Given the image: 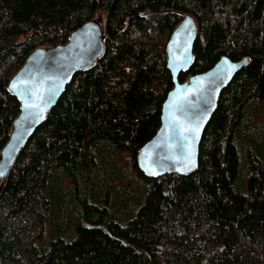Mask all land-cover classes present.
<instances>
[{
    "label": "trees",
    "instance_id": "1",
    "mask_svg": "<svg viewBox=\"0 0 264 264\" xmlns=\"http://www.w3.org/2000/svg\"><path fill=\"white\" fill-rule=\"evenodd\" d=\"M185 14L197 36L179 81L221 55L249 62L219 95L197 168L146 176L136 155L158 128L164 45ZM97 17L102 55L0 188V264H264V0H0V150L19 112L10 77Z\"/></svg>",
    "mask_w": 264,
    "mask_h": 264
},
{
    "label": "water",
    "instance_id": "2",
    "mask_svg": "<svg viewBox=\"0 0 264 264\" xmlns=\"http://www.w3.org/2000/svg\"><path fill=\"white\" fill-rule=\"evenodd\" d=\"M196 30L192 17L185 14L165 42L172 86L161 103L158 128L136 155V164L146 176L185 175L197 168L202 132L219 95L249 62L247 56L221 55L208 69L179 81V73L191 65ZM103 50L101 17H97L72 30L62 44L34 48L10 77L7 89L19 101V112L0 150V188L19 151L66 85L77 72L90 68Z\"/></svg>",
    "mask_w": 264,
    "mask_h": 264
},
{
    "label": "bare ground",
    "instance_id": "3",
    "mask_svg": "<svg viewBox=\"0 0 264 264\" xmlns=\"http://www.w3.org/2000/svg\"><path fill=\"white\" fill-rule=\"evenodd\" d=\"M96 6H98V5H96ZM98 8V7H97ZM105 12V11H104ZM90 14V13H89ZM86 17V16H85ZM49 33H51V32H49ZM16 37V36H15ZM49 37V36H48ZM22 38V37H21ZM42 38V37H41ZM62 43V42H61ZM23 58V57H22ZM85 72V71H84ZM106 141V140H105ZM113 143V142H112ZM117 148V147H116ZM109 149V148H108ZM115 151V150H114ZM110 154V153H109ZM14 164V163H13ZM70 182V181H69ZM56 189V188H55ZM51 197V196H50ZM60 200V199H59ZM64 213V212H63ZM57 215V214H56ZM68 217V216H67ZM70 218V217H69ZM62 219V218H61ZM82 220V219H81ZM49 223V222H48ZM59 223V222H58ZM57 223V224H58ZM67 230V229H66ZM47 232H48V230H47ZM47 239V238H46Z\"/></svg>",
    "mask_w": 264,
    "mask_h": 264
},
{
    "label": "rangeland",
    "instance_id": "4",
    "mask_svg": "<svg viewBox=\"0 0 264 264\" xmlns=\"http://www.w3.org/2000/svg\"><path fill=\"white\" fill-rule=\"evenodd\" d=\"M103 18V14L100 15ZM104 19V18H103ZM63 223V222H62Z\"/></svg>",
    "mask_w": 264,
    "mask_h": 264
}]
</instances>
